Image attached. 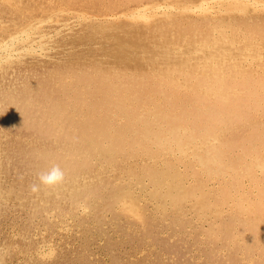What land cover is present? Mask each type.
Segmentation results:
<instances>
[{
    "label": "rangeland",
    "instance_id": "374dc122",
    "mask_svg": "<svg viewBox=\"0 0 264 264\" xmlns=\"http://www.w3.org/2000/svg\"><path fill=\"white\" fill-rule=\"evenodd\" d=\"M14 1L10 0L9 2H3L0 0V18L3 16L2 18L6 19L7 16L9 19H7V23H5L6 26L8 25V28L5 26V24L2 25L5 29L1 28L0 26V31H3L2 33H4L6 30L11 32L16 28H19L20 24L22 27L23 24L29 23L30 20L33 21V19H38L41 22V28L47 30V32L51 33V35L54 36L46 42L44 48H40V50L37 52L25 51L22 53V55L20 53L15 55L12 59L13 61L10 60L4 70L0 71V88L2 87L7 92L13 91V93H16L17 95H19L20 92L23 91L25 88H29L28 90H31V93H34L36 96H38V98L42 99L43 101L51 97H55L60 91L59 89H63L64 86L66 87L65 91L67 92V94H71L77 91V86L88 83V87H90L91 85L94 91L102 90V88L106 87L112 89L113 93L111 95V98H109V101L111 102H113L115 98L123 96L124 90L146 91V94L142 99L143 101L140 102V105L143 108H145L147 105L153 106V96L156 95V93H153V91H151L148 87L149 80L152 79H147V76L153 73L152 71L156 70L158 66H169L172 61L180 62L181 60V58L175 57L174 59H170V61H162L160 56H163L162 54L165 45H173V43L175 42L174 45L177 44L180 47L182 46L183 48H181V50H186V46H192V44L196 42V40L204 39L209 35L213 34L217 38L223 37L222 35L217 34L214 23H216L218 27H225L224 34H227L226 38H228V40H238L237 42L240 43V45L242 46L250 43H255V46L251 47V49H255L256 47H263L261 50L262 54L264 55V8L260 7L258 8V10L257 8H252L250 0H248V2H246L247 0H216L218 1V6L221 8V11L217 10L216 13H200L197 12L199 11V9H197L196 11L188 10V12L185 13L186 15L184 13L180 14L179 12H175L170 16V19L168 17L166 20L161 15H157L158 17L154 16L155 18L152 17L150 20L152 22L150 23L138 22V20L141 19L134 20L132 18H127L126 16H120L121 18H117V21L106 19L105 22V17L103 19V16H106V14L109 15L117 12H119L118 14H121L122 12H132L137 9L136 7L145 4H155V6H158L160 4H171L173 8L181 7V9H183L184 7L191 9V6L194 7L202 3L203 0H200L201 2L199 0H186V3L184 2V0V3L182 2V0H157V2H155L156 0H26L27 3L25 2V5L17 3V0ZM72 1L73 3H70ZM87 1H89L90 3ZM192 1H195L196 4ZM82 2L85 3L82 4ZM241 4H244V6ZM15 7L18 8L16 9ZM47 7L49 10H47ZM66 7L70 9L68 10ZM58 8H61L62 11L61 9L58 10ZM78 8L81 10H79ZM92 8L93 10H91ZM122 8L124 9L122 10ZM244 8L247 10H245ZM75 12H81V15L83 16H81L80 19L82 20L75 21V18H70ZM86 12H88V16H91L92 14L94 16H91L92 18L87 19L85 18L87 16L85 14ZM56 13L58 14V16ZM189 13L191 16L188 15ZM196 13L200 14L197 15ZM47 14L49 15L47 16ZM173 16L176 17H174L173 19ZM197 16L198 18H195ZM66 17L70 18V20H68L69 22H71V24L69 25L70 28H59V30H56L52 21L57 18L60 19ZM46 18L47 20L45 21ZM192 19L195 22H193ZM11 20H13L12 23ZM100 22H102L101 25ZM13 23H15V25ZM95 25L97 26L95 27ZM123 25L125 26L123 27ZM91 27L92 29H90ZM106 27H108V30L106 29ZM84 28L86 29L84 30ZM100 28L102 29V31ZM202 28L204 29V31H202ZM78 31H80V34ZM93 31H96L97 33H94ZM92 32L93 35L91 34ZM176 32H178V34ZM199 33H201V35ZM115 34L119 35H116V37ZM84 35L87 37H85ZM103 37H105L106 39H104ZM183 37L187 39H184ZM93 38L95 40L97 39L98 41H95ZM144 38L146 39L144 40ZM181 39L183 40V42ZM109 41H111V43ZM63 42L65 45H63ZM140 43L142 45H140ZM129 45L132 49L128 48ZM156 45H160L158 47L159 49L156 48ZM223 46L226 45L223 44ZM66 47L69 49L67 50ZM122 47L126 49L124 50L122 49ZM98 48H102L105 53L103 54V50L101 49V51ZM119 48L121 49L122 54L120 53ZM146 49H149L150 54L149 51H146ZM151 49L152 51L154 50V52H152ZM230 49L231 51L237 50L236 48ZM81 50L83 51V54ZM107 50L112 51H108V53H106ZM73 51H75V53L77 54L72 53ZM155 51H157V54ZM97 52L99 57L97 55ZM90 53L93 55H91ZM135 53L138 54H136L134 57L133 54ZM151 53L153 54L151 55ZM78 54H80L82 57H79ZM109 56H111V58ZM146 57L149 58L147 59ZM139 58H142V61ZM44 59L47 60V62ZM26 60L30 61L27 62ZM260 63H264V61ZM120 70L123 71L121 72ZM104 71L107 72L106 74L109 76L108 78H105L107 80L101 79V76L104 74ZM76 73H87L88 79H76ZM133 73H138L139 78L138 75L136 77H133ZM125 74L127 75V77ZM177 77L180 78V76ZM89 97L90 96L85 97L86 102L90 101L91 98ZM7 104V111H3L0 108V114L2 115H0V264H233L234 262L236 264L258 263L259 260L257 259L259 257V249L256 246L244 248L247 245L244 244L242 247L240 246V244H238L240 242H231L229 241L230 238L224 237V220L227 221L235 213L240 214L242 217H244V215H242L241 212H238L235 210V208H233V201L228 199L222 200L221 197L217 198L216 195L217 193H219L218 191L220 186L223 185V181L229 180L231 178V175L229 174V172L225 174L219 172V175L217 173L209 174L207 171L209 165L200 162L199 159L197 160L195 154L200 152L206 144L203 139L190 140L186 137V135H184V139L187 143L185 147L187 152L185 151V153L183 152V154L182 152H180L179 149L178 151L176 148H174L171 149L172 152L169 155L165 152L164 147L156 148L157 151L154 148V150L156 151V155H151L146 152L130 154L132 148L129 146H123L125 148L124 150H122V153L110 159V161H105L104 159H102V151L95 150V152L97 153L92 154L93 159H90L91 161H89V165H79V174L77 175L78 177H75L76 179L66 177L64 183L60 184V186L58 185L56 187H51V189H47L50 187L41 185L38 191L33 192L32 185L33 183H38L37 177L40 171L37 169L34 163L37 158L32 155L30 151H33L34 148H38L39 150H41L43 146H51V148H53V151H65L63 148L61 149V147H63L65 143L68 144L69 141L65 140V142L61 141L63 142L61 143L57 139L54 141L47 138L46 135H44L41 131L39 132V130L33 126L35 122L34 119L31 120L30 118L29 120L25 121L26 123L20 121L21 118L19 119V117H17L18 114H14L13 111L17 103L12 102ZM71 105L72 104H68V106ZM145 112L146 111L143 110L141 116L149 117V115L144 114ZM125 115L126 113H124L122 110L116 112L115 127H124L123 125L127 120V117ZM153 116L155 115L153 114ZM100 117H103V115L95 114L96 119H99ZM30 122L33 123L30 124ZM80 123L77 125L75 124L73 127H79ZM247 128V125H242L239 129H237V131L246 130ZM165 130L166 134L168 135V138H170L171 140L172 136L167 133V129ZM137 132L138 131H136V129H129L126 133L124 132L123 137L129 139L131 135H134ZM64 134V130L57 131L56 138L57 136L64 138ZM138 145L139 144L136 143V145L134 146L138 149ZM125 155L127 157H125ZM153 157H155V159ZM101 159L103 161H101ZM166 162H171V165L174 168L172 169L174 173L170 174L169 176L167 173L168 170L166 169L167 167H169L166 166L169 163ZM258 173L261 174V171L259 170ZM162 174L165 175V178L166 176L168 177L162 180ZM103 177L106 178L104 179ZM91 178H93L94 180ZM83 179L84 181H82ZM159 179L161 181H159ZM72 181L74 182L72 183ZM243 181L244 184L242 190H246V187L249 186V180L247 176H243ZM83 184L85 187L83 186ZM89 184H91V186ZM58 187L59 189H57ZM73 189H77L78 191H75ZM89 189L96 190L98 192V195L100 196L95 198L93 201L90 200L89 198H87V196H85V193ZM117 192L121 193L123 197L121 196L120 199L113 198V193ZM180 192L184 193L183 196H180L181 198L176 196V194ZM236 193L238 192H235V195H238ZM123 194L126 196H124ZM250 194L252 197H255L257 191L250 190ZM64 195L66 196L64 197ZM71 195L73 196L71 197ZM27 197L28 199H26ZM261 200L264 202V196L261 197ZM125 202L130 205L128 206ZM82 204L86 205L89 209L86 213L82 211ZM33 207L34 209H32ZM139 212L141 215L138 214ZM141 221L143 222L141 223ZM218 232L221 233L219 234ZM242 242L243 241H241V243ZM247 251L250 255L253 256L247 257L245 253ZM197 252L199 253L197 254ZM232 254H235V257ZM228 255L229 257H227ZM173 256L175 257L173 258ZM231 257L233 260H231Z\"/></svg>",
    "mask_w": 264,
    "mask_h": 264
},
{
    "label": "bare ground",
    "instance_id": "6f19581e",
    "mask_svg": "<svg viewBox=\"0 0 264 264\" xmlns=\"http://www.w3.org/2000/svg\"><path fill=\"white\" fill-rule=\"evenodd\" d=\"M1 1L9 2L10 0H1ZM89 1H87V2H89ZM218 1H216V0H203L202 3H200L194 7L191 6L192 7L191 9L190 8H184V7H183V9H181V7L180 8H173L171 4L170 5H168V4H166V5L162 4L161 5L160 4L158 6H155V4L154 5H150V4L140 5L139 4L140 6L136 7L137 9H135L132 12H128V13L122 12L121 14H118L119 12H117V13L109 14V15L106 14V16H103V19L105 17V22H106V19L115 21L117 18H121L122 16L123 17L126 16L127 18H132L134 20L141 19V20H138V22H145V23L149 22L150 23V22H152V21H150L151 18L154 16H157V15L160 16L161 15L166 20L168 17L170 19V16L175 12H179L180 14L181 13L185 14L186 12H188V10L196 11L197 9H199V11H197V12H200V13L205 12V13H212L213 14V12L216 13L217 10L221 9L218 6ZM232 1H234V0H232ZM16 2L25 5L26 0H17ZM136 2H138V1H136ZM155 2H157V0ZM182 2H183V0H182ZM184 2L186 3V0H184ZM192 2H195V1H192ZM246 2H248V0ZM250 2L252 4V8H257V10L260 7L264 8V1L250 0ZM14 3H15V1H14ZM70 3H73V1ZM83 3H85V2H82V4ZM28 4H30V3H28ZM180 4H181V2H180ZM195 4H196V2H195ZM231 4H233V3H231ZM244 4H241V5L244 6ZM68 5H70V4H68ZM65 6H66V4H65ZM83 6H85V5H83ZM238 6H240V5H238ZM245 6H247V5H245ZM91 7H92V5H91ZM15 8L17 9L18 7H15ZM60 9L58 8V10H60ZM67 9L69 10L70 8H67ZM123 9L124 8H122V10ZM41 10H42V8H41ZM47 10H49L48 7H47ZM47 10H45V11H47ZM79 10H81V9H79ZM91 10H93V8ZM102 10H104V9H102ZM235 10H236V7H235ZM245 10H247V9H245ZM61 11H62V9H61ZM82 11H84V10H82ZM55 12H56V10H55ZM242 12H245V11H242ZM242 12H241V14H242ZM251 12H252V10H251ZM87 13L88 12H86L85 14L87 15ZM200 13H196V14L199 15ZM234 13H236V12H234ZM253 13H255V12H253ZM26 15H27V13H26ZM48 15L49 14H47V16ZM88 15L85 18L90 19V18H92L91 16H94L93 14L91 16H88ZM188 15H190V13ZM57 16H58V14H57ZM81 16H83V15H81V12L80 13L75 12L74 14H72V16L70 18H73V19L75 18V21H80V20H82V19H80ZM95 16H96V14H95ZM248 16H249V14H248ZM2 17L0 18V26H1V28H4V26H2V25L7 23L8 17L6 16V19H3ZM9 17H12V16H9ZM174 17H176V16H173V19H174ZM58 18L52 21L56 30L57 29L59 30V28H70L69 25L71 24V22L68 21V20H70V18H67V17L66 18H60V19H58ZM195 18H198V16ZM217 18H218V16H217ZM239 18H240V16H239ZM46 20H47V18L45 19V21ZM12 21L13 20H11V23H12ZM192 21H193V19H192ZM224 21H226V20H224ZM16 22H17V20H16ZM131 22H133V21H131ZM193 22H195V21H193ZM101 23L102 22H100V25H101ZM136 23H137V21H136ZM13 24L15 25V23H13ZM40 24H41L40 20L33 19V21L30 20L29 23L23 24L22 27L20 24L19 28H16L15 30H12L11 32L4 30L5 32L2 33L3 31L2 32L0 31L1 32V35H0V71L4 70L7 63L10 60H12L15 55H17L19 53L22 55V53L25 51L37 52L40 50V48H44V45L46 44V42L49 41V39L51 37H53L54 35L52 36L51 33L47 32V30L41 28L42 26ZM104 24H102V25H104ZM111 25H112V22H111ZM160 25H162V24H160ZM192 25H194V24H192ZM5 26H6V24H5ZM96 26L97 25H95V27ZM124 26L125 25H123V27ZM214 26H215V29L217 31V34H220L223 37L217 38V37H215V35L212 34V35L207 36L204 39L196 40V42H194L195 41V39H194V41H193L194 43L192 44V46H186L187 47L186 50H181V48H183L182 46L180 47L177 44L174 45L175 42L173 43V45L167 44V45H165V47L163 46L164 47L163 54H162L163 56L162 57L160 56L162 61H166V60L170 61V59H174L175 57H179V58H181V60H180V62H173L172 61L171 64H169V66L165 65V63H164L165 66H163V67L158 66V68L156 70L152 71L153 73H151L148 76L146 74L147 79H152V80H149V86L148 87L150 88L151 91H153V93H156V95L153 96L154 97V100H153L154 105L153 106L147 105L145 108H143L140 105V102L143 101L142 99L145 96L146 91L124 90L123 96H119V97L115 98V100L113 102H111V101H109V98H111V95L113 93L112 89L106 87V88H102V90L94 91L93 87H91V85H90V87H88L89 84L87 83V84H83V85H79V86L76 85L78 87L77 91H75L74 93H71V94H67V92L65 91L66 87L64 86L63 89L62 88L59 89L60 91L57 93V95L55 97H51L45 101L38 98V96H36L34 93H31L30 92L31 90H28L29 88L28 89L25 88L23 91L20 92L19 95H17L16 93H13V91L7 92L1 87L0 88V108L3 111H5V110L7 111L8 110L7 109L8 107H6L8 105L7 103L15 102L17 104L14 107L13 111H14V114H18L17 117H19V119L20 118L22 119V120L20 119V121H22L23 123H26L25 122L26 120H29L30 118H31V120L34 119L35 122H34L33 126L36 129H38L39 132L41 131L44 135H46L47 138L54 140V141L57 139L60 142L61 141L65 142V140L66 141L68 140L69 143L68 144L65 143L64 146L61 147V149L63 148L65 151H61V150L57 151L56 150L57 151L56 152V151H53V148H51V146H48V147L43 146L41 148V150H39L38 148H34V150L33 151L31 150L30 152L32 155H34L37 158V160L34 163L40 172L46 170L52 164H59L65 170L66 177L71 178V179H73V178L76 179L75 177L79 174L78 170H79L80 164H83L84 166L89 165V161H91L93 159L92 154L97 153V152H95V150L96 151L97 150L102 151V154H103L102 159H104L105 161H110V159H112L115 156H117L118 154L122 153V150H124V148L126 146H129L132 148L131 149L132 151L130 154L139 153V152H146V153L151 154V155H156L155 154L157 151L156 148H159V147L160 148L164 147L165 152L169 155L172 152L171 149H174V148H176L177 150L179 149L180 152H182V154H183V152L184 153H185V151L187 152V150L185 148L187 143H186V140L184 139V135H186V137L190 140L203 139L206 144L200 152L195 154L197 160L199 159L200 162H203V163L209 165L207 168V171L209 174H216V173L218 174L219 172L225 174V173L229 172V174L231 175V178L229 180L223 181V185L220 186L219 191H218L219 193H217V195H216L217 198L221 197L222 200L228 199V200L233 201L232 202L233 208H235L236 211L241 212V214L244 215V217H242L240 214L235 213L227 221L224 220V227H225L224 237L230 238L229 241H231V242H235V241L240 242L238 244H240V246H242V247L244 244L247 245L244 248L256 246L259 249V254H258L259 257L257 259L259 261L257 264H264V202L261 200V197L264 196V63H260V62L264 61V55L262 54V50H261L263 47L262 48L256 47L255 49L252 48L253 49L252 50L251 47L255 46L254 45L255 43L254 44L250 43V44H246V45L242 46V45H240V43L237 42L238 41L237 39H236L237 41H234V39L228 40V38H226L227 34H224V30H225L224 26L218 27L216 23H214ZM92 27L90 29H92ZM98 27H100V26H98ZM102 27H104V26H102ZM81 28H83V27H81ZM157 28H159V27H157ZM167 28H168V26H167ZM170 28H172V27H170ZM198 28H200V27H198ZM203 28H202V31H204ZM85 29L86 28H84V30ZM106 29L108 30V27H106ZM101 31H102V29H101ZM194 31H195V29H194ZM213 31H214V29H213ZM78 32L80 34V31H78ZM93 32L91 33L92 35H93ZM103 32H102V34H103ZM119 33H120V31H119ZM176 33L178 34V32H176ZM122 34H123V32H122ZM125 34H127V33H125ZM199 34L201 35V33H199ZM116 35H119V34H115V36ZM120 35H121V33H120ZM76 36H77V34H76ZM149 36H150V34H149ZM261 36H263V35H261ZM85 37H87V36H85ZM93 37H95V36H93ZM175 37H174V39H175ZM103 38L106 39L105 37H103ZM107 39H108V37H107ZM145 39L146 38H144V40ZM184 39H187V38H184ZM255 39H256V37H255ZM64 40H65V38H64ZM151 40H152V38H151ZM153 40H154V38H153ZM111 41H109V42L111 43ZM113 41H116V40H113ZM182 42H183V40H182ZM244 42H246V41H244ZM115 43H117V42H115ZM70 44H72V43H70ZM82 44H83V42H82ZM89 44H90V41H89ZM93 44H95V43H93ZM157 44H159V43H157ZM223 44L226 46H223ZM63 45H65L64 42H63ZM140 45H142V44L140 43ZM151 45H152V43H151ZM159 46L160 45H158L156 48H158ZM123 47H122V49L125 50L126 48H123ZM130 47L131 46L129 45L128 48H130ZM69 48H70V46H69ZM69 48H67V50ZM137 48H139V47H137ZM230 48H232V49L236 48L237 50L231 51ZM53 49H54V47H53ZM72 49H74V48H72ZM75 49H76V47H75ZM83 49H86V48H83ZM98 49H100V48H98ZM130 49H132V48H130ZM45 50H47V49H45ZM92 50H94V49H92ZM112 50H107L106 53H108V51H112ZM143 50H145V49H143ZM95 51H92V52H95ZM146 51H149V49L148 50L146 49ZM151 51H152V49H151ZM152 52H154V50ZM155 52L157 54V51H155ZM72 53H75V51H73ZM104 53L105 52L103 50V54ZM120 53L122 54L121 49H120ZM75 54H77V53H75ZM82 54H83V51H82ZM136 54H138V53L133 54L134 57ZM149 54H150V51H149ZM152 54L153 53H151V55ZM156 54H155V56H156ZM61 55H62V53H61ZM78 55H79V57H82L80 54H78ZM91 55H93V54H91ZM97 55H98V52H97ZM59 56H60V54H59ZM111 56H109V57L111 58ZM113 56H114V54H113ZM98 57H99V55H98ZM100 57H101V54H100ZM149 57H146V58L148 59ZM84 58H85V56H84ZM30 59H32V58H30ZM99 59H101V58H99ZM147 59H145V60H147ZM153 59H154V57H153ZM70 60H71V58H70ZM90 60H91V58H90ZM29 61H27V62H29ZM45 61L47 62V60H45ZM96 61H99V60H96ZM69 62H71V61H69ZM16 63H18V62H16ZM10 65H11V63H10ZM14 65H16V64H14ZM27 65H28V63H27ZM19 66H20V64H19ZM99 67H100V65H99ZM106 73L107 72L104 71V74L101 76V79H105V78L109 77ZM84 74H86V75H84ZM87 75H88L87 73H76V79H88ZM137 75L139 78L138 73L134 74L133 77H136ZM177 76H180V78ZM126 77H127V75H126ZM175 79H178V80H175ZM179 79H182V80H179ZM105 80H107V79H105ZM0 84H1V82H0ZM126 85H127V83H126ZM6 86H8V85H6ZM185 86H186V88H185ZM86 96H90L89 97V98H91L90 101L86 102V100H85ZM68 104H72V105L68 106ZM11 110H12V108H11ZM120 110H122L124 113H126L125 116L127 117V120L125 121V123L123 125L124 126L123 128L115 127V114L117 111H120ZM143 110L146 111L144 114L149 115V117H142L141 116V113ZM0 112H1V110H0ZM95 114H102L103 117L96 119ZM153 114L155 116H153ZM81 121H83V122H81ZM32 123L33 122H30V124H32ZM79 123H80L79 127H77V128L73 127L75 124L77 125ZM71 124H73V125H71ZM242 125H247L248 128L246 130L237 131V129H239ZM129 129H136V131H138V132L134 135H131V137H129V139L127 138L128 139L127 140L126 137L125 138L123 137V134H124V132L126 133ZM165 129H167L168 130L167 133H169L172 136L171 140H170V138H168V135L166 134ZM60 130L65 131V134L63 135L64 138L58 137V136L56 138L57 131H60ZM38 139H39V137H38ZM61 143H63V142H61ZM136 143L139 144L138 149H137V147L134 146V145H136ZM123 146H125V147H123ZM133 147H134V149H133ZM30 148H31V146H30ZM154 148L156 149V151L154 150ZM163 152H164V150H163ZM98 154H100V153H98ZM189 156H190V154H189ZM125 157H127V156L125 155ZM165 157H166V155H165ZM16 158H17V156H16ZM133 158H135V157H133ZM153 158L155 159V157H153ZM174 158H176V157H174ZM102 159H101V161H103ZM166 163H169L168 165L165 164L166 166H169L166 168L168 170L167 173L169 176L170 174L174 173L172 171V169H174V168L171 165V162H166ZM25 167H26V165H25ZM30 167H32V166H30ZM115 168H116V166H115ZM150 169H152V168H150ZM259 170L261 171V174L258 173ZM230 171H231V173H230ZM80 175H82V174H80ZM97 175H98V173H97ZM97 175H95V176H97ZM161 176L163 177L162 180H164L165 175L162 174ZM168 176H166V178ZM243 176H247V178L249 180V186H248L249 189H248V187H246V190H244V189L242 190L243 184H244ZM106 177H108V176H106ZM91 179H93V178H91ZM114 179H116V178H114ZM29 180H30V178H29ZM78 181H80V180H78ZM82 181H84V179ZM159 181H161V180L159 179ZM73 182L74 181H72V183ZM87 183H90V182H87ZM99 184H98V186H99ZM89 185L91 186V184H89ZM83 186H84V184H83ZM95 187H96V185H95ZM47 189H51V188H47ZM57 189H59V187ZM66 190H67V188H66ZM73 190H75V189H73ZM250 190L251 191H253V190L257 191V194L255 197L251 196ZM19 191H21V190H19ZM75 191H78V190L76 189ZM235 192H238V193H236L238 195H235ZM44 193H46V192H44ZM183 194H184L183 192H180V193L176 194V196L180 197V196H183ZM40 195H42V194H40ZM46 196H48V195H46ZM65 196L66 195H64V197ZM72 196L73 195H71V197ZM78 196H80V195H78ZM85 196H87V198H89L90 200L93 201L95 198H97L100 195H98V192L96 190L89 189L85 193ZM121 196H122L121 193H118V192L113 193V198H115V199L116 198L120 199ZM124 196H126V195H124ZM74 198H76V197H74ZM26 199H28V197ZM68 199H69V197H68ZM2 201H4V200H2ZM68 203H70V202H68ZM172 207H173V205H172ZM44 208H45V206H44ZM32 209H34V207ZM39 209H41V208H39ZM116 210H117V208H116ZM118 210H120V209H118ZM138 214H140V212ZM138 222H140V221H138ZM142 222L143 221H141V223ZM144 222H146V221H144ZM99 228H100V226H99ZM41 235H42V233H41ZM241 241H243V242L241 243ZM99 242H101V241H99ZM212 247H214V246H212ZM239 249H240V247H239ZM198 253L199 252H197V254ZM200 253H201V251H200ZM238 253H239V251H238ZM245 253H246L247 257L253 256V255H250L248 253V251ZM220 254H219V256H220ZM237 256H239V255H237ZM174 257L175 256H173V258ZM227 257H229V255ZM20 259H22V258H20ZM231 260H233L232 257H231ZM200 261H201V259H200ZM233 264H236V263L234 262Z\"/></svg>",
    "mask_w": 264,
    "mask_h": 264
},
{
    "label": "clouds",
    "instance_id": "9594fccd",
    "mask_svg": "<svg viewBox=\"0 0 264 264\" xmlns=\"http://www.w3.org/2000/svg\"><path fill=\"white\" fill-rule=\"evenodd\" d=\"M65 170L59 164H52L49 168L38 174V183L32 185V190H39L40 186L55 187L65 181ZM82 211L87 212L89 209L86 205H81Z\"/></svg>",
    "mask_w": 264,
    "mask_h": 264
}]
</instances>
